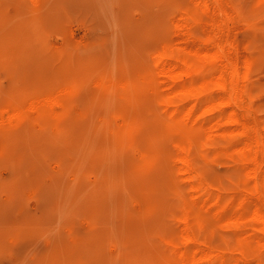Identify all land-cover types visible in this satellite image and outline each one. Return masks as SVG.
<instances>
[{
    "label": "rangeland",
    "instance_id": "obj_1",
    "mask_svg": "<svg viewBox=\"0 0 264 264\" xmlns=\"http://www.w3.org/2000/svg\"><path fill=\"white\" fill-rule=\"evenodd\" d=\"M171 2L44 0L34 10L24 0H0V107L19 109L44 88L68 86L74 106L110 110L111 98H103L95 82L146 62L170 32ZM233 2L240 18L229 21L228 35L256 57L249 81L264 116V0ZM71 121L65 132L25 118L0 122V264L148 261L172 227L170 187L163 184L151 197L153 216L139 218L129 190L94 182L97 172L107 179V170L108 185L116 174L125 180V155L116 159L106 151L93 119ZM218 169L231 177L232 169Z\"/></svg>",
    "mask_w": 264,
    "mask_h": 264
},
{
    "label": "bare ground",
    "instance_id": "obj_2",
    "mask_svg": "<svg viewBox=\"0 0 264 264\" xmlns=\"http://www.w3.org/2000/svg\"><path fill=\"white\" fill-rule=\"evenodd\" d=\"M24 1L36 10L44 0ZM233 3L172 0L170 32L146 62L95 82L110 110L74 106L68 86L44 88L19 109L0 107L3 124L25 118L54 132L67 131L72 117L93 119L98 141L129 165L125 180L116 174L108 185L107 170L94 182L129 190L139 218H151V197L170 187L172 227L139 264H264V116L249 81L256 57L228 35L229 21L240 18Z\"/></svg>",
    "mask_w": 264,
    "mask_h": 264
}]
</instances>
